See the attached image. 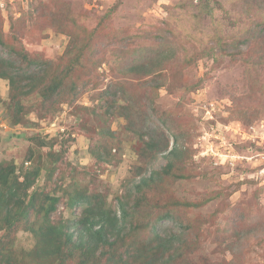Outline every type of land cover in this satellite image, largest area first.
<instances>
[{
	"label": "rangeland",
	"instance_id": "rangeland-1",
	"mask_svg": "<svg viewBox=\"0 0 264 264\" xmlns=\"http://www.w3.org/2000/svg\"><path fill=\"white\" fill-rule=\"evenodd\" d=\"M259 1L0 0V57L13 48L48 62L46 84L69 67L57 80L61 96L45 105L35 93L15 100L0 78L8 183L38 169L27 194L58 198L51 223L67 222L80 215L68 206L75 193L101 194L115 210L116 198L171 161V175H154L141 203L170 200L190 225L198 241L187 263L264 264V43L241 38L264 26ZM76 84L74 96L67 89ZM117 85L107 110L100 94ZM129 122L163 134L166 149L151 150ZM175 136L179 157L169 156ZM9 210L0 206V239L7 236L17 263L50 264L28 256L36 238L24 220L6 228L16 218ZM28 216L41 225V215ZM219 230L224 238L213 239Z\"/></svg>",
	"mask_w": 264,
	"mask_h": 264
},
{
	"label": "trees",
	"instance_id": "trees-1",
	"mask_svg": "<svg viewBox=\"0 0 264 264\" xmlns=\"http://www.w3.org/2000/svg\"><path fill=\"white\" fill-rule=\"evenodd\" d=\"M259 2L261 10H264V0ZM260 27L257 25L251 28L247 35H242L243 43L248 46L263 44L264 26ZM12 51L13 48L6 58L0 57V78L8 81L15 100L35 93L45 105L50 101L53 103L54 99L61 96L60 83L57 80L69 74L67 72L69 67L59 72L64 76L53 77L55 82L51 80L46 84L48 62L28 59L25 53ZM151 71L147 73L152 74ZM77 89L79 90V87L76 84L67 90L74 92L76 96ZM120 93V85L115 88L108 86L101 92L100 98L104 100L106 106L108 104L107 110L112 106L108 101L114 104ZM126 129L142 141L143 135L147 136L149 140L146 145L155 152L162 151L168 146L163 134L158 135L155 129L142 122H129ZM157 136L162 139L156 140ZM176 141H179L177 136L174 137L175 148L170 150L169 156L179 157L182 153L183 149ZM97 158L102 159L100 155ZM5 167H9V175H13L14 167L12 165ZM171 169L172 163L169 161L161 173L154 175L159 176V179H162L163 175L169 177ZM38 173L39 170L35 169L21 182L14 177L12 183H8V174H4L3 168H0V206L6 205V208L12 209L8 213L12 211L13 216H16L15 219L14 217L6 219L5 226L10 231L24 220L26 230L32 232L36 238V243L28 254L30 258L47 259L46 262L50 264H189L185 254L191 247H196L198 240L193 236V239L191 238L190 225L185 224L176 214V210L171 206L172 202L169 200L166 203L168 207L156 205L153 208L150 206V209L144 207V202L141 203L142 188L146 187L147 183L156 181L154 175L147 183L145 180L140 181L134 186V190L129 189L126 195L116 198L115 210L108 206L101 194L75 193L69 198L68 206L79 208V217L67 222L51 223L50 215L55 211L58 198L45 195L38 201L37 193L27 194ZM31 211L41 215V225L38 228H34L36 223L28 221ZM213 236V239L221 240L225 235L219 230ZM7 239V236H3V240L0 239V264H18L21 261L13 256V251L8 250ZM231 251L234 253L233 249Z\"/></svg>",
	"mask_w": 264,
	"mask_h": 264
}]
</instances>
